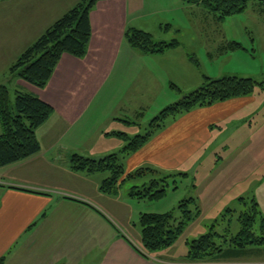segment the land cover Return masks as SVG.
<instances>
[{"label":"crops","instance_id":"obj_1","mask_svg":"<svg viewBox=\"0 0 264 264\" xmlns=\"http://www.w3.org/2000/svg\"><path fill=\"white\" fill-rule=\"evenodd\" d=\"M79 1L1 0L2 22L7 21L9 26L3 31L0 24V46H15L18 58ZM166 8V0H99L89 11L91 33L83 57L63 54L42 88L17 80L24 88L22 92L50 104L53 113L36 130L39 151L0 167L2 264H264L190 260L185 250L177 256L162 253L176 242L162 250L145 252L141 235L133 240L98 210L97 206L111 217L119 215L108 204L102 208L95 202L101 200L100 196H113L99 190L107 176L91 182L94 198L78 193L79 183L91 181L92 173L74 171L70 166L73 154L68 156L61 143L90 131L91 141L102 140L110 145L91 149L90 156L83 157L101 159L116 154L124 158L121 164L125 174L148 168L155 175L190 177L194 190L188 198H193L201 211L199 217L211 215L205 218L211 223H217L229 211L237 215L242 208L239 198H253L264 216L259 202H264V171L219 168L215 161L212 166H201L205 154L213 160L214 154H219L223 159L232 145L236 149L246 139H254L256 112L250 107L254 100L251 95L169 117L161 128L150 125L161 110L192 91L184 92L192 77L175 73L176 65L171 60L159 67V60H169L179 52V43L162 53H145L131 47L125 33L131 28L151 36L153 30L163 32L162 17L153 16L163 15ZM228 42L217 49L226 50ZM149 131L151 136L141 148L124 153L131 138ZM214 143L217 145L212 150ZM66 178L77 180L66 185ZM208 186L215 190L208 193ZM131 198L129 195L125 203L131 205ZM143 213L158 212H139V217Z\"/></svg>","mask_w":264,"mask_h":264},{"label":"trees","instance_id":"obj_2","mask_svg":"<svg viewBox=\"0 0 264 264\" xmlns=\"http://www.w3.org/2000/svg\"><path fill=\"white\" fill-rule=\"evenodd\" d=\"M99 0H80L59 19H57L35 42L26 48L11 66V75H16L28 83L42 88L49 80L55 66L63 54L81 58L85 55L89 41L91 26L89 11ZM186 3L201 4L213 12L219 20L227 16L241 13L251 2L259 4L264 0H183ZM127 43L145 53H162L175 47L176 40L157 41L150 33L131 28L125 33ZM227 49L241 48L240 43L230 41ZM258 86L264 89V80L257 81L250 76L227 75L219 78L205 77V82L198 88L184 93L175 103L159 112L151 120V127L161 128L165 119L189 112L197 107L210 106L231 98L245 97L252 94ZM53 113V107L47 102L29 93L15 91L14 102L9 90L0 85V167L27 158L40 149L36 130ZM152 131L137 135L130 139L124 153H132L141 148L151 136ZM121 135V133H120ZM119 157L111 154L101 159L86 158L74 154L70 158V166L74 171L86 173L107 172V177L100 184L99 190L113 193L124 182L154 173L148 168H141L134 173H126ZM151 179L148 184L134 185L129 195L137 199H158L165 194V179ZM163 182V183H162ZM242 208L237 213L240 228L232 233L229 227L223 234L215 231L213 224L209 230L189 242L187 252L190 260H200L228 251L245 250L253 246L264 245V216L253 198H239ZM191 205V206H190ZM191 208H190V207ZM181 215L177 219L174 213H143L139 218L141 243L145 252H154L172 246L183 234L187 225L200 215L193 198L181 201L177 207ZM230 214V211H229ZM258 223V227H257ZM215 239H222L215 242ZM186 245L188 242L186 241ZM4 258H0V264Z\"/></svg>","mask_w":264,"mask_h":264},{"label":"rangeland","instance_id":"obj_3","mask_svg":"<svg viewBox=\"0 0 264 264\" xmlns=\"http://www.w3.org/2000/svg\"><path fill=\"white\" fill-rule=\"evenodd\" d=\"M166 1L169 2V9H165L168 11L162 13L163 15L155 14L153 16L155 18L158 16L162 17L163 32L153 30L152 36L157 41L159 38H165L166 42L174 39L179 43L177 50L179 51L177 53L178 56L174 54L169 60H159L158 64L160 67L164 65V62L171 60L176 65L175 73H188L192 77L190 79V87L185 89L184 92H188L194 88L196 89L205 80V77L217 78L224 75L236 74L239 76H250L257 81L264 80V3L251 2L243 12L219 20L213 12H210L201 4L186 3L183 0L181 4H178L176 0ZM1 6L2 4H0V11L2 10ZM3 12L5 13L6 11ZM0 24H3V31L9 26L7 21L5 24L2 22L1 12ZM232 40L240 43L241 48L230 51L226 49L222 52L218 50V47L222 44ZM16 56L15 46L13 47L10 44L0 46V85H5L8 88L12 102H14L15 90L22 91L24 89L17 81L20 78L16 75H11L10 69L17 58ZM146 62L150 63V60H146ZM156 67L155 70H158V67ZM20 81L24 80L21 79ZM250 95L254 99L252 101L253 105L250 107L256 112L254 115L255 124L252 127L253 133H255V136L252 133L254 139H246L236 149L232 145L230 150L225 154L227 156L223 159L219 158V154H214V160L211 158V155L205 154L201 159L203 160L201 166H212L215 161L216 167L219 168H229L239 171L256 169L258 173L264 171V89L256 86ZM149 114V112L145 113V115ZM231 128H234V126ZM1 132L2 128L0 125V134ZM61 144L66 147L63 151L68 156L72 154L90 156L92 153L91 149H98L110 145L109 142L102 140L91 141L90 131H87L85 134L81 133L76 138L71 137ZM216 145L217 143L211 145L212 150ZM212 153L214 152L212 151ZM211 159L213 161L208 162ZM122 162H124V158H119L118 163L121 164ZM83 174L87 175L85 173ZM107 175V172L92 173L91 181H81L79 183L81 193L79 191L78 193L81 196H85L83 194L86 193L88 194L87 197L91 195L90 197L94 198V183L91 184V182L94 179L101 180ZM164 177H167L164 181L167 185H165L166 191L162 197L153 200L131 198L133 201L131 205L125 203L129 199L128 194L132 186H141L142 184H148L151 179L161 180ZM173 177L176 176L168 177L166 173L157 175L146 174L143 177L124 182V184L113 192V196H110L112 198H102L103 196H100L99 198L101 200L98 199L95 201L102 208L108 204L109 208L113 207L117 209L119 213L118 217H111L109 215L110 213H107L108 211H102L103 209L101 210L99 209L100 207L96 206L120 232L128 234L133 240H136L140 235L139 212L160 213L171 211L177 219L180 217L181 212L177 209L178 204L187 199L193 193L194 188L190 177L183 178L177 176L176 179ZM75 180L69 181L66 178L64 182L66 185H70L72 183L74 184ZM212 189L215 190L214 187L208 186L206 191L209 193ZM70 190L74 192L72 188ZM259 202L261 209L264 210V202L260 199ZM108 210L113 212L111 209ZM207 217H211V215L200 216L197 220L191 221L172 248L162 253L168 256L174 254L177 256L183 250L187 253L189 251V242L193 238L198 237L200 231L207 232L213 224H217L214 229L219 234H223V229L227 227H229V230L233 234L240 228L237 215L225 214L223 217H219L220 219L217 223H211L212 221L205 219ZM186 241L188 245H186ZM221 241L222 239H215L217 243ZM206 259H220L240 263L264 262V245L258 247L253 246L239 251H228L227 248H224L221 253H216L210 257H206Z\"/></svg>","mask_w":264,"mask_h":264}]
</instances>
